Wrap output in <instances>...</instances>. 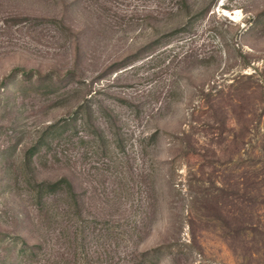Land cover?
Wrapping results in <instances>:
<instances>
[{
  "label": "rangeland",
  "instance_id": "374dc122",
  "mask_svg": "<svg viewBox=\"0 0 264 264\" xmlns=\"http://www.w3.org/2000/svg\"><path fill=\"white\" fill-rule=\"evenodd\" d=\"M188 2L0 0V264H264V0Z\"/></svg>",
  "mask_w": 264,
  "mask_h": 264
},
{
  "label": "trees",
  "instance_id": "16d2710c",
  "mask_svg": "<svg viewBox=\"0 0 264 264\" xmlns=\"http://www.w3.org/2000/svg\"><path fill=\"white\" fill-rule=\"evenodd\" d=\"M163 1L165 2V0H163ZM175 3H176L175 5H178V3H179V4H184V5L190 6L188 0H175ZM208 8H206V11L208 10ZM15 19L16 18H14L13 20H15ZM21 19H22L21 17H20V19L18 18L19 21ZM18 20L16 19L15 21H18ZM15 69L24 70V68H21V67H17ZM50 127L52 128L53 125L48 126V128H50ZM67 187L70 188L71 183L66 177H61V178L56 179V180H42V181L34 184L33 189H34V193H36L38 196L37 203L40 205V209L44 210V207L46 206L44 197H49L50 195L57 194L58 192H63L65 189H68ZM45 219H46V217H45ZM67 231H69L68 227H67ZM82 232L84 233L83 229H82ZM64 233H65V231H64ZM25 243H27V242H25ZM85 245H86L85 241H83V242L79 241L78 247H79V249L82 248L83 250H81V252H76L77 255H79L80 253L82 254V251H83V253L87 252ZM36 247L38 249H36ZM39 248H42L41 244L30 245L29 243H27V245L22 246L20 249L17 250V255L19 256V260H18V262H15V264H34L35 258L38 257L40 254ZM157 250H160V248L155 249V251H157ZM145 254L147 256L149 255V253H147V252ZM106 257H107V255H106ZM112 258H110V259L109 258H101V259H99V260H101L100 264H113L114 261L112 260ZM37 261H38V259H37ZM60 261L62 264H73V263L74 264H85V261H82V260L81 261L75 260L72 263L70 256H68L67 254H64V253H62L60 255ZM89 261L91 264V260H89ZM56 262H59V261L56 259V256H53L51 261L48 260L47 263L45 261V262H42L41 264H56Z\"/></svg>",
  "mask_w": 264,
  "mask_h": 264
}]
</instances>
